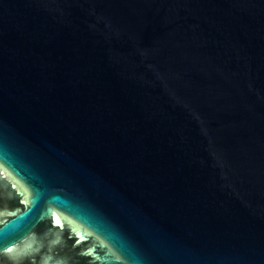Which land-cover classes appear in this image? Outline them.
<instances>
[{"label":"water","instance_id":"water-1","mask_svg":"<svg viewBox=\"0 0 264 264\" xmlns=\"http://www.w3.org/2000/svg\"><path fill=\"white\" fill-rule=\"evenodd\" d=\"M0 264H264V0H0Z\"/></svg>","mask_w":264,"mask_h":264},{"label":"snow or ice","instance_id":"snow-or-ice-1","mask_svg":"<svg viewBox=\"0 0 264 264\" xmlns=\"http://www.w3.org/2000/svg\"><path fill=\"white\" fill-rule=\"evenodd\" d=\"M9 251H11V250L9 249Z\"/></svg>","mask_w":264,"mask_h":264}]
</instances>
